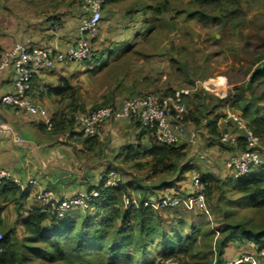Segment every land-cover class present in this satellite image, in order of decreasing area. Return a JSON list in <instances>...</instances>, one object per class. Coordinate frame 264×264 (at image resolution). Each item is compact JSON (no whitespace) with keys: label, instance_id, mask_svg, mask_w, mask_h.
<instances>
[{"label":"crops","instance_id":"0c3cea01","mask_svg":"<svg viewBox=\"0 0 264 264\" xmlns=\"http://www.w3.org/2000/svg\"><path fill=\"white\" fill-rule=\"evenodd\" d=\"M121 3H127L125 9L120 8ZM131 3L130 0H109L93 43L94 58L92 56L86 62H57L53 69L35 74L31 96L45 108L46 117L54 123L52 130L48 129L43 117L18 112L2 103L3 96L13 92L14 72L9 69L0 75V168L10 170L25 184V190L16 186L20 190L16 193L11 189L14 184L0 185V228L6 227L4 222L9 220L22 227L29 211L39 207L37 193L40 189H49L57 198H65L100 187L106 174L119 165L130 164L145 171L149 169L147 163L150 157L146 151L154 144L155 138L139 120H110L92 136L85 135L75 124L64 126L63 123L68 117L66 113L72 109L90 112L106 104L118 105L128 98L153 90L147 85L148 78L155 73L145 63L149 54L138 49L151 25L143 13L152 6L138 3L131 8ZM81 6L82 3L79 5L76 0H0V19L10 24L12 29L21 30L11 35L9 40L6 35L7 39L0 37V49L9 48L19 40L40 47L56 45L62 50L69 48L81 36L84 20ZM51 22L57 23L58 27L53 29ZM149 59L156 65L157 56L150 55ZM218 98L221 99L220 96ZM223 103L207 111L200 127L186 116L181 144H186L189 153L195 157V167L200 165L197 155L205 160L208 169L201 174L216 176L218 165L223 164V172L228 179L232 178V172L227 160L234 148L221 137L223 131L232 125L227 119L230 113L226 110L228 107ZM202 106H205L204 102ZM216 114L220 115L219 137L210 134L206 125ZM201 132L207 139H218V142H214L209 149L205 148L199 141ZM213 153L214 158L211 157ZM262 171L264 168L254 173ZM191 177L186 173L185 180L167 187H160L161 177L153 187L144 189L140 182L133 187L143 188V191L136 189L139 196L144 193L153 198L187 195L192 189ZM31 179L38 180L39 187L30 186L28 182ZM123 183L126 187L132 185L125 180ZM14 228L8 227L7 230ZM250 246L252 250L247 254L256 251L254 246ZM228 257L231 256L225 253V262ZM239 257L236 255L229 260Z\"/></svg>","mask_w":264,"mask_h":264},{"label":"trees","instance_id":"16d2710c","mask_svg":"<svg viewBox=\"0 0 264 264\" xmlns=\"http://www.w3.org/2000/svg\"><path fill=\"white\" fill-rule=\"evenodd\" d=\"M223 1L190 0V2L197 3L200 6H220ZM229 1L235 9L239 7L238 2H235V0ZM108 2L109 0H106L104 10ZM163 4L166 5V3ZM156 8L152 6L150 9L154 10ZM200 14L201 12L198 11L191 16L198 15L202 17L203 15ZM234 14L235 10L231 11L230 16ZM94 41L95 39L92 43ZM94 57L95 52L93 50ZM263 59L264 55L256 60L257 67L252 71L248 82L245 85L236 87V93L231 95L229 100L232 103L231 108L246 120L248 126L262 140L264 145V63H261ZM175 91L174 89L162 93L149 92L158 93L161 96H173ZM201 92L204 93L205 97L211 100L215 99L210 107L208 105L204 106L202 116L204 119L207 111L217 108L220 101L223 100L204 92V90H199L196 93ZM107 105L111 104L103 106ZM189 110L188 105L186 116L191 117L195 125L200 127L203 119L195 117L194 112ZM66 119L63 120L65 121L63 122L64 126L75 124L73 120L67 123ZM219 120L220 115L216 114L206 124L210 134L217 137L221 136L218 130ZM238 148H244L243 138L239 139ZM146 155L150 157L147 164L152 175L164 176L170 174V176H173L170 180H163L160 187H167L174 182L185 180L187 171L195 168L194 164L189 162L186 144L165 146L159 145L155 141L146 151ZM263 168L264 165L257 169ZM254 171L241 180H232L237 192L245 196L252 208H262L264 207V171L257 174ZM204 177L210 182L207 190V205L211 210L208 197L214 189L219 188V179L216 176L206 174ZM11 189H14L15 193L20 191L13 185ZM128 192L124 183H121L119 187L107 189L104 192L103 199L94 203L91 209L84 210L86 211L85 214L80 213L82 210L78 209L66 212L59 218L54 214L42 212L39 207L33 208L22 223L25 239L22 245L17 244L18 239L14 229L4 231L5 233L0 240V264H28L29 258L26 259L21 252L23 248L30 250V257L41 259L48 264H164L165 260L168 259H176L180 264H211V260L207 261L206 258L211 253L213 254L215 231L206 214L202 213L201 215L206 217L211 226L210 235L212 239L211 251L206 252V256L202 258L205 262H202L198 261L202 255L194 254L198 244L195 224H190L192 235L182 233V227L187 224L186 219L190 216V210H187L184 206L162 209L146 207L143 205L144 201L160 199L163 196L148 199L149 197L147 198L145 193L139 199L141 205L123 208L121 205L125 194H128ZM126 197L130 199L132 196L128 194ZM172 213L174 214L173 218H171ZM180 215L183 217H180ZM211 217L214 222L212 214ZM215 226L221 234L216 241L219 260L215 264L229 263L222 261L225 253L224 248L229 243H234V241L245 243V241L251 239L256 250L264 248V228L251 231L245 227L238 228L227 224L222 226L215 224ZM27 242L33 244L29 245ZM154 245L160 249L157 254L152 248Z\"/></svg>","mask_w":264,"mask_h":264},{"label":"rangeland","instance_id":"374dc122","mask_svg":"<svg viewBox=\"0 0 264 264\" xmlns=\"http://www.w3.org/2000/svg\"><path fill=\"white\" fill-rule=\"evenodd\" d=\"M137 1L130 0L132 3L129 6L132 8L135 4L140 3L143 6L157 7L154 10L150 9L143 13L146 21L150 22L151 25L149 27L150 31L138 47L140 52L149 54L145 63L155 72L153 77L147 80V85L153 87L151 91L162 93L167 90L172 91L174 89L192 87L199 81L212 80L213 83H217V81L225 79L226 84L222 86L219 94L208 93L217 97L222 96L223 104L228 107L226 110L239 114L231 108L232 103L229 99L231 95L236 93V87L245 85L248 82L252 71L257 67V64H255L256 60L264 55V0H235L239 5L237 9L234 8L229 0H224L220 6H200L197 3L190 2V0ZM76 2H79L80 5L83 0H76ZM163 3H166V5ZM126 4L121 3L120 8L125 9L124 6ZM9 8L10 10L12 9L11 7ZM233 10H235V14L230 16ZM198 11L201 12L202 17L198 15L191 16ZM17 31L19 30L12 29L10 24L0 19V37H5L6 35V37H9L8 40L12 39L11 35L16 34ZM150 55L158 57L156 65L150 62ZM261 63H264V59ZM214 100L205 97L204 93L201 92L195 93L193 97H189L187 102L189 108L190 104L192 105L194 116L202 118L204 114L202 103L204 102L205 105L210 107L214 103ZM76 111L83 112L72 109L66 114L69 115ZM230 126L233 130L234 127ZM225 131L227 130L223 132ZM206 137L201 132L199 141L205 145V148L209 149L214 142H218V139H207ZM189 145L192 146V143ZM201 153L205 154V152ZM188 154L189 162L193 163L195 157L189 151ZM262 156L264 160V151ZM211 157L214 158V153L211 154ZM196 160L199 161L200 165L187 171V174L190 176L196 172L204 173L208 169V165L205 163V160L200 158V155L196 156ZM207 163L209 164V162ZM193 164V166L197 165L196 163ZM223 168V164L218 165L217 170L219 173L216 172V178L219 179V188L214 189L208 197L210 211L215 224L219 226L227 224L238 228L245 227L251 231L263 229L264 207L252 208L245 199V196L237 192L232 178L227 179V174L223 172ZM115 169L126 183L132 184L127 187L128 194L132 196L130 200L133 198L139 200L142 196H139L140 194L137 195L138 192L136 191L143 188L133 187L136 182L143 184L145 189L148 186L153 187L155 184H158L160 177L163 180L173 178L170 174L154 177L149 169L146 171L138 170L130 164H125L124 167L119 165ZM148 192L150 193L151 190H148ZM128 194H125V196H128ZM147 198L153 197L147 196ZM121 206L123 208L129 207L125 202V198ZM80 213L85 214L86 211L82 210ZM201 214L200 210L190 211V216L186 219L187 224L182 227V233L192 235L190 224H195L198 244L194 254H201L202 257L198 261L205 262L202 258L206 256L207 251H211L212 236L210 235L211 226L207 222L206 217ZM173 217L174 214L172 213L171 218ZM180 217L183 216L180 215ZM4 223L6 227L2 226L0 229L7 230L8 227L14 226L18 239L17 244L22 245L25 239L23 237V228L20 224L12 220ZM4 233V231H0L1 239ZM27 244L32 245L33 243L27 242ZM250 245L254 246L251 239H248L245 243L242 241L239 243L236 241L229 243V247L224 248L225 253L231 256L226 258V260L228 259L227 262L231 261L229 259H232L233 256L247 254L251 249ZM152 248L155 254L160 251L156 245L152 246ZM21 252L26 259L29 258L28 264H48L41 259L30 257L31 253L28 249L23 248ZM217 254L218 247L213 250V254L211 253L206 260L210 259L211 264L217 263L219 260Z\"/></svg>","mask_w":264,"mask_h":264},{"label":"built area","instance_id":"2783aa9c","mask_svg":"<svg viewBox=\"0 0 264 264\" xmlns=\"http://www.w3.org/2000/svg\"><path fill=\"white\" fill-rule=\"evenodd\" d=\"M106 0H83L81 9L84 20L81 25V36L76 43L62 50L58 46L40 47L32 42L18 41L6 49H0V75L12 69L14 72L13 92L2 98V103L16 111H24L34 117H43L48 129L54 128V123L47 118L45 108L35 102L31 96L34 77L37 72L49 71L57 62H86L93 56V39H95L99 24L103 17ZM53 29L57 23L51 22ZM226 80H219V85L209 81L196 82L192 87L181 88L173 96H161L154 92H145L128 98L118 105H107L88 113L74 112L68 115L66 122L73 120L87 136L97 133L98 129L110 120L140 121L143 128L150 132L159 145L173 146L181 144L184 134V120L188 112L187 99L199 91L219 94ZM222 98V96H220ZM223 97H225L223 95ZM223 99V98H222ZM228 122L231 128L223 132L222 140L234 148L229 155L227 166L232 172L233 180H241L249 176L255 169L264 165L262 140L248 126L240 114L230 112ZM243 138L244 148L239 149V139ZM192 189L187 195L175 194L163 196L157 200H146L143 205L156 209L184 206L187 210H200L209 217L215 231L213 250L221 234L215 226L207 205V190L210 182L201 173L191 177ZM12 183L21 190L25 184L10 170L0 168V185ZM29 185L39 187L38 180H29ZM123 177L116 169H111L102 179L100 187L88 192H78L65 198H57L49 189H40L37 193L39 208L46 214L62 217L66 212L91 209L94 203L103 199L107 189L119 187ZM125 202L130 206L141 205L133 198ZM1 240V235H0ZM164 264H180L176 259L165 260ZM228 264H264V248L248 253Z\"/></svg>","mask_w":264,"mask_h":264},{"label":"bare ground","instance_id":"6f19581e","mask_svg":"<svg viewBox=\"0 0 264 264\" xmlns=\"http://www.w3.org/2000/svg\"><path fill=\"white\" fill-rule=\"evenodd\" d=\"M212 82H213V81H212ZM215 84L219 85V81H217V83H215Z\"/></svg>","mask_w":264,"mask_h":264}]
</instances>
